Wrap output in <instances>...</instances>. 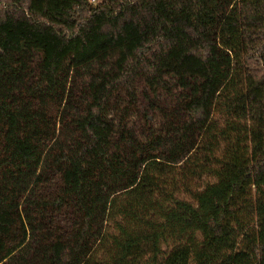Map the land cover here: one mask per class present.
<instances>
[{
  "label": "trees",
  "instance_id": "16d2710c",
  "mask_svg": "<svg viewBox=\"0 0 264 264\" xmlns=\"http://www.w3.org/2000/svg\"><path fill=\"white\" fill-rule=\"evenodd\" d=\"M0 264H264V0H0Z\"/></svg>",
  "mask_w": 264,
  "mask_h": 264
},
{
  "label": "rangeland",
  "instance_id": "374dc122",
  "mask_svg": "<svg viewBox=\"0 0 264 264\" xmlns=\"http://www.w3.org/2000/svg\"><path fill=\"white\" fill-rule=\"evenodd\" d=\"M142 89V83L138 82L136 84L137 99L135 105L134 107H130L126 113L127 125L138 134L157 132L161 130L165 121L162 112L167 109L170 110L173 107L178 95V89L172 88L171 91L161 90L155 96L146 89L147 93H144V100L140 96ZM125 104H127V100ZM120 115L121 112L117 114L109 113V117L116 121L120 118ZM202 180L203 183L214 181L213 178L209 176H204ZM180 198L190 200L186 194H181Z\"/></svg>",
  "mask_w": 264,
  "mask_h": 264
},
{
  "label": "built area",
  "instance_id": "2783aa9c",
  "mask_svg": "<svg viewBox=\"0 0 264 264\" xmlns=\"http://www.w3.org/2000/svg\"><path fill=\"white\" fill-rule=\"evenodd\" d=\"M93 1V0H92Z\"/></svg>",
  "mask_w": 264,
  "mask_h": 264
}]
</instances>
